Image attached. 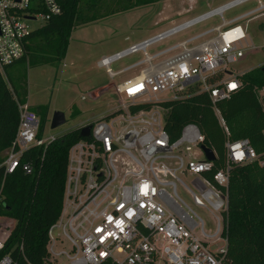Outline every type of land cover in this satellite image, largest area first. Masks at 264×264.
I'll list each match as a JSON object with an SVG mask.
<instances>
[{"label": "built area", "instance_id": "built-area-1", "mask_svg": "<svg viewBox=\"0 0 264 264\" xmlns=\"http://www.w3.org/2000/svg\"><path fill=\"white\" fill-rule=\"evenodd\" d=\"M61 1L0 0V73L4 77L5 68L25 55L27 37L36 29L26 22L40 20L42 25L51 20L62 13ZM249 1H227L98 60V67L105 68L114 80L117 109L77 128L80 133L92 125L90 137L80 138L69 149L63 208L48 230L44 264H101L107 260L112 264H231L227 256L229 170L234 163L258 160V155L248 139L227 140L225 165L212 181L205 173L214 163L201 148L204 135L199 126L187 124L172 141L165 129L168 109L164 103L190 93H206L228 132L217 104L242 86L240 74L229 72V65L248 52H264V21L260 43L252 39L248 28L249 21L264 15L262 0H256V8L224 20L226 11ZM217 16L222 25L148 53L149 47ZM225 26L229 27L222 30ZM207 36L208 40L195 43ZM137 53L144 58L117 71L111 67ZM143 65L137 74L115 79ZM219 73L228 75L218 77ZM166 93L170 96L164 97ZM255 93L264 106V85L256 87ZM17 104L20 120L15 140L0 153L4 173L0 206L6 176L21 166L23 154L60 138L39 137V116L28 102L17 100ZM141 104L149 107L133 110ZM193 148L203 156L197 157ZM259 163L263 165L264 160ZM22 167L27 174L33 171L30 163ZM184 174L198 176L192 187L181 178ZM178 184L189 202L179 194ZM13 227L12 218L0 215V264H33L23 242L7 249ZM211 244L222 246L213 250Z\"/></svg>", "mask_w": 264, "mask_h": 264}, {"label": "trees", "instance_id": "trees-1", "mask_svg": "<svg viewBox=\"0 0 264 264\" xmlns=\"http://www.w3.org/2000/svg\"><path fill=\"white\" fill-rule=\"evenodd\" d=\"M158 1L129 0L123 8L109 10L112 14ZM101 3L91 0L87 9L91 13ZM61 5V14L30 33L25 55L5 68L7 76L9 69L19 63L27 62L33 67L58 65L66 57L73 29L108 15L92 13L82 17L84 0H62ZM223 75L219 73L218 77ZM7 79L10 84L0 73V153L7 151L15 140L20 120L17 100L28 102V88L23 79L21 82L11 76ZM239 79L241 88L217 104L228 132L222 127L209 95L200 92L164 103L168 109L165 129L174 141L187 124L199 126L204 145L216 154L212 170L205 173L212 181L213 175L225 165L226 141H250L258 160L234 163L229 170L227 256L231 264H264V164L259 163L264 160V106L255 93L256 87L264 85V65L240 74ZM146 107L149 105L141 104L133 110ZM41 108L38 111L31 107L40 118L39 137L43 135L48 109ZM78 140L79 130L73 129L47 147L30 148L23 154L21 166L6 176L0 215L14 220L7 249L23 242L27 258L33 264H44L48 230L63 208L69 149ZM24 163L32 165V173L24 171ZM3 175L0 171V185ZM101 264L112 263L107 260Z\"/></svg>", "mask_w": 264, "mask_h": 264}, {"label": "rangeland", "instance_id": "rangeland-1", "mask_svg": "<svg viewBox=\"0 0 264 264\" xmlns=\"http://www.w3.org/2000/svg\"><path fill=\"white\" fill-rule=\"evenodd\" d=\"M90 1L84 0L82 17L92 13L108 15L97 21L78 25L73 29L66 57L62 62L58 65L35 67L30 66L27 62L19 63L9 69L8 76L5 73L8 83L7 78L11 76L13 80L21 82L23 79L27 84L28 103L31 107L38 111H41L42 106L48 108L46 122L43 124L44 137L50 135L61 137L65 132L77 129L82 124L91 123L105 115L108 116L117 109L118 100L115 95L114 80L105 68H100L97 65V60L101 56L111 55L230 0H160L112 14L110 13L111 9L123 8L129 0H101L102 3L97 5L91 13L87 9L90 8L88 6ZM262 2L264 3V0ZM257 5V1L252 0L226 11L224 20L229 21L256 8ZM263 21L264 15L248 22L249 32L256 43L261 42L259 29ZM26 23L31 29L41 25L40 20L27 21ZM221 23L222 19L219 16L214 17L149 47L148 53L152 55ZM227 27L229 26L223 27L222 30ZM208 39L209 36L199 39L195 43H201ZM179 52L180 50L172 52L163 59L170 58ZM143 58L142 53H137L113 63L111 67L117 71ZM263 61L264 52H248L237 63L229 65L228 71L233 74H242L260 65ZM154 63L158 67L160 60ZM144 67L146 65L134 68L115 79L118 81L137 74ZM224 75L227 77L228 74L224 73ZM83 96L86 97V100L82 99ZM163 96L169 97L170 93ZM56 111L64 112L66 122L57 128H52L51 120ZM192 152L199 158L203 156L198 148H193ZM195 177L198 176L184 174L181 178L192 187ZM178 192L186 201H190L188 194L180 184H178ZM211 245L213 250H218L222 246V244Z\"/></svg>", "mask_w": 264, "mask_h": 264}, {"label": "water", "instance_id": "water-1", "mask_svg": "<svg viewBox=\"0 0 264 264\" xmlns=\"http://www.w3.org/2000/svg\"><path fill=\"white\" fill-rule=\"evenodd\" d=\"M65 122H66V116H65L64 112H62V111L54 112L52 120H51V127L52 128H57V127L63 125ZM91 128H92V125H88V126L83 127L79 133L80 138L90 137ZM201 148H202V150L205 154V157L208 161H214L216 159V154L212 149L208 148L204 144L201 145Z\"/></svg>", "mask_w": 264, "mask_h": 264}, {"label": "crops", "instance_id": "crops-1", "mask_svg": "<svg viewBox=\"0 0 264 264\" xmlns=\"http://www.w3.org/2000/svg\"><path fill=\"white\" fill-rule=\"evenodd\" d=\"M220 25H222V23L221 24H219V25H217V26H220ZM216 26V27H217ZM213 28V27H212ZM249 28V27H248ZM103 56H101L100 58H102ZM65 59V58H64ZM99 60V59H98ZM98 60H97V62H98ZM134 63V62H133ZM132 64V63H131ZM29 104V103H28Z\"/></svg>", "mask_w": 264, "mask_h": 264}, {"label": "snow or ice", "instance_id": "snow-or-ice-1", "mask_svg": "<svg viewBox=\"0 0 264 264\" xmlns=\"http://www.w3.org/2000/svg\"><path fill=\"white\" fill-rule=\"evenodd\" d=\"M233 87H235V85H233Z\"/></svg>", "mask_w": 264, "mask_h": 264}]
</instances>
